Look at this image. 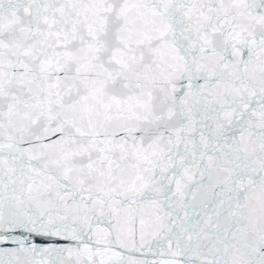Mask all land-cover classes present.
Returning <instances> with one entry per match:
<instances>
[{"label":"snow or ice","instance_id":"snow-or-ice-1","mask_svg":"<svg viewBox=\"0 0 264 264\" xmlns=\"http://www.w3.org/2000/svg\"><path fill=\"white\" fill-rule=\"evenodd\" d=\"M0 264H264V0H0Z\"/></svg>","mask_w":264,"mask_h":264}]
</instances>
